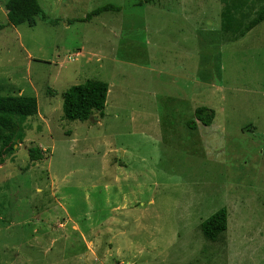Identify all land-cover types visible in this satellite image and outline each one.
<instances>
[{"label": "rangeland", "instance_id": "obj_1", "mask_svg": "<svg viewBox=\"0 0 264 264\" xmlns=\"http://www.w3.org/2000/svg\"><path fill=\"white\" fill-rule=\"evenodd\" d=\"M38 1L51 22L11 27L0 0L2 94L37 101L0 145V264H264V22L239 38L264 0ZM88 79L104 117L64 120Z\"/></svg>", "mask_w": 264, "mask_h": 264}, {"label": "trees", "instance_id": "obj_2", "mask_svg": "<svg viewBox=\"0 0 264 264\" xmlns=\"http://www.w3.org/2000/svg\"><path fill=\"white\" fill-rule=\"evenodd\" d=\"M153 0H147L152 3ZM7 26L18 27L26 24L34 27L37 19L44 22H51L43 11L38 0H4ZM112 5L98 8L88 14L83 22L89 21L92 17L104 12L118 11ZM264 22V6L255 13L254 18L244 27L239 38H243L257 25ZM5 26H0V31ZM108 85L94 79H88L83 84L68 88L63 93L62 116L68 121H89L93 117L102 119L107 100ZM37 114V101L33 96H4L0 85V145L4 152L13 150L15 143H21L24 139L25 122ZM214 119L212 110L205 107L196 108L194 120L190 121L192 127L196 122L203 127L210 126ZM193 127V128H194ZM196 128V127H195ZM28 157L31 162L41 158V151L38 148H29ZM227 230L226 210L220 209L200 224V231L203 237L214 242L218 236Z\"/></svg>", "mask_w": 264, "mask_h": 264}]
</instances>
